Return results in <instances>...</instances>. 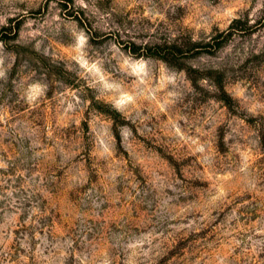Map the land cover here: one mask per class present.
<instances>
[{"label":"rangeland","instance_id":"rangeland-1","mask_svg":"<svg viewBox=\"0 0 264 264\" xmlns=\"http://www.w3.org/2000/svg\"><path fill=\"white\" fill-rule=\"evenodd\" d=\"M0 264H264V0H0Z\"/></svg>","mask_w":264,"mask_h":264},{"label":"trees","instance_id":"trees-1","mask_svg":"<svg viewBox=\"0 0 264 264\" xmlns=\"http://www.w3.org/2000/svg\"><path fill=\"white\" fill-rule=\"evenodd\" d=\"M216 47H217V48L220 47V44H217ZM155 55H157V57H161V59H165L163 56H158V54H155Z\"/></svg>","mask_w":264,"mask_h":264}]
</instances>
